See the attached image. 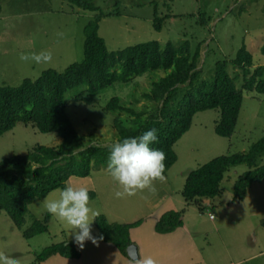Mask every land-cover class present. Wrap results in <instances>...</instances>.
Instances as JSON below:
<instances>
[{
    "label": "rangeland",
    "instance_id": "374dc122",
    "mask_svg": "<svg viewBox=\"0 0 264 264\" xmlns=\"http://www.w3.org/2000/svg\"><path fill=\"white\" fill-rule=\"evenodd\" d=\"M106 13L119 9L100 21V35L111 52L150 41L162 45L172 41L201 44L199 70L201 80H213L219 61L228 62L230 74L237 77L232 64L238 51L246 45L254 57V66H264V0H93ZM155 4L161 17L168 16L161 30L155 23ZM205 13V14H204ZM97 12L85 10L65 0H0V86L18 87L25 79H38L44 71H65L85 57V27ZM194 50V49H193ZM48 51L51 65H36L19 59L21 52ZM166 75L164 69L148 71L133 80L131 86L112 85L96 94L67 93V113L76 129L86 135L88 145H112L118 141L115 114L105 109L112 97L120 96L138 109L153 112V104L143 98L153 82ZM237 80L242 86L243 75ZM189 87L183 89V93ZM182 93V94H183ZM244 103L235 133L222 137L216 133L219 109L198 112L191 129L175 143L177 162L154 181L155 193L149 190L134 196L116 198L121 190L107 173L94 167L89 177L72 176V184L89 190V218L92 235L98 233L94 223L104 214L111 222L130 223L145 219L153 206H179L183 218L195 235L207 264H264V180L253 184L244 201H234L235 183L250 170L247 164L231 168L222 181V194L215 198L189 203L183 196L187 175L210 160L223 155L248 151L264 137V95L244 91ZM62 138L55 132L43 133L32 125L18 123L0 136V161L16 154H26L37 145L57 147ZM264 165V156L259 160ZM61 188L29 205L24 228L47 214L44 204L58 199ZM213 208V209H212ZM209 212L214 218L211 219ZM125 221V222H123ZM6 211L0 214V252L17 260V264L37 263V255L46 247L73 240L71 227L52 216L48 231L30 239L23 235ZM89 264V262H87Z\"/></svg>",
    "mask_w": 264,
    "mask_h": 264
},
{
    "label": "trees",
    "instance_id": "16d2710c",
    "mask_svg": "<svg viewBox=\"0 0 264 264\" xmlns=\"http://www.w3.org/2000/svg\"><path fill=\"white\" fill-rule=\"evenodd\" d=\"M85 10L95 11V19L85 27V57L65 71L49 69L36 80L25 79L18 87L0 86V136L14 129L18 123L32 125L43 133L55 132L62 142L57 147L37 145L26 154H16L0 161V214L6 211L14 224L23 229L29 205L36 199L45 198L51 191L63 189L65 181L72 176L89 177L94 167L107 168L111 145H88L86 135L74 126L67 113V93L73 89L96 94L112 85L131 86L133 80L151 70L164 69L166 75L155 80L151 90L143 98L153 104V112L138 109L120 96L110 99L105 109L115 114L114 127L118 141L125 137L139 136L144 131L157 129L158 142L152 147L165 154L166 175L177 162L175 143L191 129L198 112L219 109L216 133L231 137L236 130L244 103V91L264 95V66H254V57L244 45L232 60L238 70L237 77L230 74L227 61H219L213 80H201L199 60L201 44L185 41L176 46L172 41L162 45L150 41L111 52L100 35V21L108 15L93 0H65ZM259 1V0H253ZM205 14V13H204ZM168 16L161 17L155 4V23L161 30ZM194 49V50H193ZM264 54V45L262 46ZM243 75L242 86L237 80ZM189 87L185 93L183 89ZM183 93V94H182ZM264 137L248 151L218 156L191 171L186 178L183 196L189 203H199L202 198H215L222 194V181L233 167L247 164L250 170L240 175L235 183L234 201H244L250 187L264 180ZM183 211H168L156 224L160 233L172 232L184 225ZM51 215L35 219L23 235L30 239L48 231ZM111 222L106 215H97L94 223L99 235L113 243L119 251L130 258L128 248L135 244L131 230L142 224ZM80 258L81 252L73 240L46 246L36 257L42 263L52 256Z\"/></svg>",
    "mask_w": 264,
    "mask_h": 264
},
{
    "label": "clouds",
    "instance_id": "9594fccd",
    "mask_svg": "<svg viewBox=\"0 0 264 264\" xmlns=\"http://www.w3.org/2000/svg\"><path fill=\"white\" fill-rule=\"evenodd\" d=\"M19 59L36 65H51V52H21ZM158 142L157 129L144 131L139 136L125 137L114 142L107 160V173L119 185L121 190L115 192L116 198L134 196L138 192L156 189L154 181L164 179L165 154L152 147ZM44 207L48 214L71 227L74 242L83 249L86 242L96 243L92 235V221L89 218V190L74 186L71 180L65 181L58 199L47 200ZM0 264H17L11 255L0 252ZM137 264H156L153 257H137Z\"/></svg>",
    "mask_w": 264,
    "mask_h": 264
},
{
    "label": "crops",
    "instance_id": "0c3cea01",
    "mask_svg": "<svg viewBox=\"0 0 264 264\" xmlns=\"http://www.w3.org/2000/svg\"><path fill=\"white\" fill-rule=\"evenodd\" d=\"M171 210L179 211V206H153L145 219L140 218L142 224L131 230V237L138 247L139 257L151 256L156 264H207L208 260L201 246L185 221L183 226L172 232L160 233L156 230L157 222ZM93 236L96 237V243L89 240L83 249L78 246L81 252L80 258L55 255L42 263L137 264V259L124 256L113 243L102 239L99 232Z\"/></svg>",
    "mask_w": 264,
    "mask_h": 264
},
{
    "label": "water",
    "instance_id": "95a60500",
    "mask_svg": "<svg viewBox=\"0 0 264 264\" xmlns=\"http://www.w3.org/2000/svg\"><path fill=\"white\" fill-rule=\"evenodd\" d=\"M128 254H129L130 258H132L134 260L137 259V257H139V251H138V247L136 244H132L131 246H129Z\"/></svg>",
    "mask_w": 264,
    "mask_h": 264
},
{
    "label": "built area",
    "instance_id": "2783aa9c",
    "mask_svg": "<svg viewBox=\"0 0 264 264\" xmlns=\"http://www.w3.org/2000/svg\"><path fill=\"white\" fill-rule=\"evenodd\" d=\"M209 215H210V218L213 219L214 218V215L212 212H209Z\"/></svg>",
    "mask_w": 264,
    "mask_h": 264
}]
</instances>
